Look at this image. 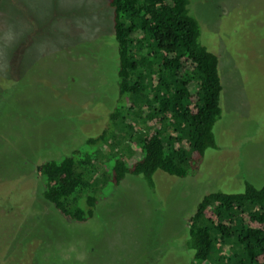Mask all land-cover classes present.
<instances>
[{"label": "rangeland", "instance_id": "374dc122", "mask_svg": "<svg viewBox=\"0 0 264 264\" xmlns=\"http://www.w3.org/2000/svg\"><path fill=\"white\" fill-rule=\"evenodd\" d=\"M189 8L202 42L219 56L218 147L207 150L194 174L156 171L154 186L131 173L118 186L103 178L106 197L95 216L72 222L44 197L34 169L90 150L87 135L108 127L100 109L103 94L113 98L111 83L102 88L97 77L91 81L86 56L87 47L107 44L111 55L99 52L98 77L112 78L113 44L94 35L107 9L104 0H2L0 264L36 262L24 256L37 242L43 264H198L184 232L201 199L243 191L246 181L264 185V0H191ZM96 168L103 171L101 161Z\"/></svg>", "mask_w": 264, "mask_h": 264}, {"label": "trees", "instance_id": "16d2710c", "mask_svg": "<svg viewBox=\"0 0 264 264\" xmlns=\"http://www.w3.org/2000/svg\"><path fill=\"white\" fill-rule=\"evenodd\" d=\"M190 3L104 0L106 19L94 35L113 44L112 78L105 83L98 77L99 52L111 55L107 44L87 47L86 56L93 67L91 81L97 77L102 88L111 83L113 98L103 94L100 109L108 127L87 135L90 150L76 149L34 169L44 197L69 221L95 216L106 197L103 178L118 186L131 173L143 175L154 186L156 171L179 177L194 174L207 150L218 147L214 129L222 117L224 89L219 56L202 42ZM130 113L133 120L128 119ZM99 161L101 173L96 168ZM187 224L185 245L192 262L264 264V185L246 181L240 192L206 194ZM38 243L26 248L24 257L30 253L36 261L31 264L45 261L42 251L36 252Z\"/></svg>", "mask_w": 264, "mask_h": 264}]
</instances>
